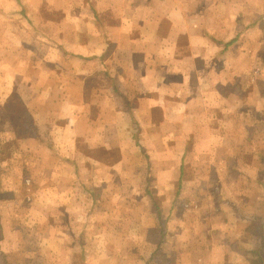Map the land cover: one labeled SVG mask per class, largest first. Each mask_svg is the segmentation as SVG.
Here are the masks:
<instances>
[{"label": "crops", "instance_id": "obj_1", "mask_svg": "<svg viewBox=\"0 0 264 264\" xmlns=\"http://www.w3.org/2000/svg\"><path fill=\"white\" fill-rule=\"evenodd\" d=\"M0 264H264V0H0Z\"/></svg>", "mask_w": 264, "mask_h": 264}, {"label": "rangeland", "instance_id": "obj_2", "mask_svg": "<svg viewBox=\"0 0 264 264\" xmlns=\"http://www.w3.org/2000/svg\"><path fill=\"white\" fill-rule=\"evenodd\" d=\"M49 188V190L51 189L50 187H48Z\"/></svg>", "mask_w": 264, "mask_h": 264}]
</instances>
